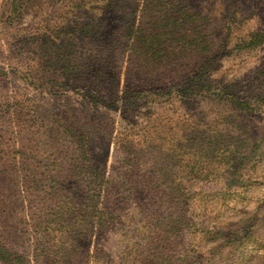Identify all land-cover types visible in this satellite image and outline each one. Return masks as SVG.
I'll return each mask as SVG.
<instances>
[{"label": "rangeland", "instance_id": "1", "mask_svg": "<svg viewBox=\"0 0 264 264\" xmlns=\"http://www.w3.org/2000/svg\"><path fill=\"white\" fill-rule=\"evenodd\" d=\"M0 264H264V0H0Z\"/></svg>", "mask_w": 264, "mask_h": 264}, {"label": "trees", "instance_id": "2", "mask_svg": "<svg viewBox=\"0 0 264 264\" xmlns=\"http://www.w3.org/2000/svg\"><path fill=\"white\" fill-rule=\"evenodd\" d=\"M95 34H97V31L94 33V35ZM106 60H108V61H111L112 60V58L111 57H108V56H106V57H104ZM191 87V86H190Z\"/></svg>", "mask_w": 264, "mask_h": 264}]
</instances>
